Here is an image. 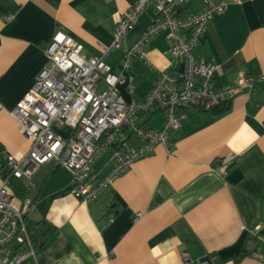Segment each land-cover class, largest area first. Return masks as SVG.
<instances>
[{
	"label": "crops",
	"instance_id": "obj_1",
	"mask_svg": "<svg viewBox=\"0 0 264 264\" xmlns=\"http://www.w3.org/2000/svg\"><path fill=\"white\" fill-rule=\"evenodd\" d=\"M133 2L0 0L1 162L8 153L29 150L30 139L12 111L47 63L46 47L54 35L66 32L83 44L85 56H102ZM204 6V0H190L184 12H200ZM157 15L152 2L105 61L121 67L125 49ZM170 46L163 33L148 41L147 58H136L128 71L134 76L133 91L126 83L118 86L127 102L145 97L161 70L179 67ZM193 52L197 61L218 64V87L244 74H264V0H231L208 23ZM182 115L181 126L169 135L171 150L157 144L95 200L72 193V170L56 162L42 165L30 180H12L20 205L25 197L35 203L27 216L30 230L50 224L41 235L33 233L36 256L20 264H180L185 249L197 264H264V80L210 110L188 106ZM138 123L161 130L165 115L156 108L140 113ZM53 127L64 138L74 135L68 125ZM118 133L115 144L93 162V181L113 166V148L142 143L130 128ZM229 155L227 173H217L212 166ZM21 185L25 194L18 193ZM138 211L142 214L136 219Z\"/></svg>",
	"mask_w": 264,
	"mask_h": 264
},
{
	"label": "built area",
	"instance_id": "obj_2",
	"mask_svg": "<svg viewBox=\"0 0 264 264\" xmlns=\"http://www.w3.org/2000/svg\"><path fill=\"white\" fill-rule=\"evenodd\" d=\"M189 1L134 0L129 12L118 22L112 44L103 46L102 56H85L83 44L66 32L54 35L46 47L47 63L12 111L21 132L30 139L29 150L22 155L8 153L4 162L0 161V264H20L28 256H36L34 235L27 223L35 203L25 197L20 205L10 188L12 177L30 180L42 165L56 162L72 170V193L81 195L85 201L95 200L133 162L152 153L157 144L173 148L169 135L181 126L184 108L210 110L264 80V74H244L230 85L215 84L218 64L197 61L193 51L208 23L225 12L231 0H204L203 10L185 13ZM152 2L158 12L156 19L125 49L121 67L114 68L105 61V56L111 48L121 45ZM159 33L171 40L169 51L181 64L174 72L161 70L145 97L127 102L118 86L126 83L128 90L133 91L134 76L128 71L136 58H147L145 45ZM156 108L165 115L163 129L154 130L138 123L140 113ZM54 125H68L74 135L64 138ZM123 127L137 133L142 143L128 149L113 148V166L101 179L93 181V162L115 144ZM231 159L233 155L212 167L224 175ZM141 214L138 211L135 218ZM215 258L212 256V261ZM197 263L198 259L188 249L181 252L180 264Z\"/></svg>",
	"mask_w": 264,
	"mask_h": 264
},
{
	"label": "water",
	"instance_id": "obj_3",
	"mask_svg": "<svg viewBox=\"0 0 264 264\" xmlns=\"http://www.w3.org/2000/svg\"><path fill=\"white\" fill-rule=\"evenodd\" d=\"M180 70H182L180 68ZM50 227V224L48 223H45V224H42L38 227H36L33 231L34 234H37V235H41L42 233H44L48 228Z\"/></svg>",
	"mask_w": 264,
	"mask_h": 264
},
{
	"label": "trees",
	"instance_id": "obj_4",
	"mask_svg": "<svg viewBox=\"0 0 264 264\" xmlns=\"http://www.w3.org/2000/svg\"><path fill=\"white\" fill-rule=\"evenodd\" d=\"M12 180L15 181V180H18V179L15 178V177H12L11 178V182H12ZM21 187H23V188H20L19 186H17L18 193L25 194V192L27 191V188L24 185H21ZM30 229H31V227H30Z\"/></svg>",
	"mask_w": 264,
	"mask_h": 264
},
{
	"label": "rangeland",
	"instance_id": "obj_5",
	"mask_svg": "<svg viewBox=\"0 0 264 264\" xmlns=\"http://www.w3.org/2000/svg\"><path fill=\"white\" fill-rule=\"evenodd\" d=\"M100 158H101V157H100ZM100 158H98V160H99Z\"/></svg>",
	"mask_w": 264,
	"mask_h": 264
}]
</instances>
